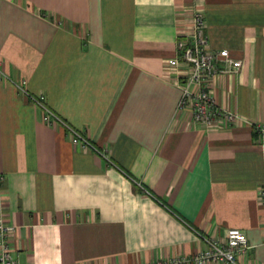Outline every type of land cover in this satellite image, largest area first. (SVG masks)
Returning <instances> with one entry per match:
<instances>
[{
  "label": "crops",
  "instance_id": "obj_1",
  "mask_svg": "<svg viewBox=\"0 0 264 264\" xmlns=\"http://www.w3.org/2000/svg\"><path fill=\"white\" fill-rule=\"evenodd\" d=\"M196 7L211 50L242 61L211 94L246 122L177 112L189 67L167 62ZM250 122L264 124V0H0V218L17 264H147L229 228L248 241L239 262L264 264Z\"/></svg>",
  "mask_w": 264,
  "mask_h": 264
},
{
  "label": "built area",
  "instance_id": "obj_2",
  "mask_svg": "<svg viewBox=\"0 0 264 264\" xmlns=\"http://www.w3.org/2000/svg\"><path fill=\"white\" fill-rule=\"evenodd\" d=\"M205 26L203 9L193 8L189 24L177 32V55L167 62L172 67H176L179 63L189 67V72L179 81L181 98L177 112L188 111L192 121L204 127H210L215 123L231 125L236 122H246V119L235 111L217 106L211 94L209 89L211 78L218 73L238 72L242 61L232 57L227 49L212 51ZM35 101L42 105L39 99L35 98ZM43 108L49 115L57 118L45 106ZM64 125L73 143H79L83 147L91 146L88 139L77 130L66 123ZM250 125L255 133L264 137L263 123L250 122ZM1 179L0 175V182ZM257 194L264 203V182L258 188ZM15 228L14 224L0 218V264H17L9 242L10 234ZM205 242L206 246L192 255L161 257L147 264H206L215 261L241 264L238 257L249 248L245 233L238 228L227 229L223 239L206 237Z\"/></svg>",
  "mask_w": 264,
  "mask_h": 264
}]
</instances>
